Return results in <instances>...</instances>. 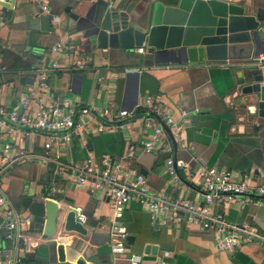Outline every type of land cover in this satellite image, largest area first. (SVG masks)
<instances>
[{
  "label": "crops",
  "instance_id": "1",
  "mask_svg": "<svg viewBox=\"0 0 264 264\" xmlns=\"http://www.w3.org/2000/svg\"><path fill=\"white\" fill-rule=\"evenodd\" d=\"M252 1L258 4L264 0H244L245 12L229 16L227 60L190 59L145 66L153 63L144 45L143 53L136 51L139 47L94 50L89 38L97 16L106 7L125 10L143 23L154 0H48L49 14L42 13L32 0H4L0 4V61L6 69L0 72V104L12 108L33 91L47 103L66 100L76 108L111 105L131 109L152 96L181 126L179 136L166 132L175 158L192 166H215L233 178L247 177L256 183L264 167V117L257 114L255 95L242 94L236 82V73L252 58L253 32L264 34L259 29L264 22L250 10ZM58 43L62 50L52 52ZM53 62L60 68L47 71L48 89L43 91L38 88L37 71ZM131 67L139 70L137 75L126 74ZM74 75L79 79L73 80ZM146 117L145 108L138 107L131 117L115 121L122 128L97 131L88 125L83 137L74 133L68 148L52 149L60 155L55 161L64 168L53 161L46 165L36 161L43 152L42 131L11 125L7 133H0V156L6 141L14 150L23 148L27 154L11 164L3 176L5 193L18 209L29 212L21 208L23 199L43 196L72 210L79 207L86 214L83 226L87 233H69L61 240L44 236L45 218L35 217L27 232L41 239L29 264H129L126 257L113 258L111 253L108 197L102 190L76 186L70 177L72 168L89 155L97 160L107 155L120 162L128 180L142 174L148 192L163 200L165 213L177 198L204 204V191L197 181L187 180L182 173L173 179L166 172L168 153L144 150L149 134L143 122ZM53 186L59 190L51 192ZM248 199L213 208V213H221L223 221L241 235L240 245L231 253L216 248L215 226L201 229L187 222L153 223L147 208L131 201L121 219L129 236L128 253L140 254L144 264H264V198ZM3 225L0 215V253L10 248V243L2 240ZM247 232L257 240L247 242ZM59 242L64 245L62 260ZM149 244L168 245L172 250L146 254L145 245ZM15 255L10 248L11 262Z\"/></svg>",
  "mask_w": 264,
  "mask_h": 264
},
{
  "label": "built area",
  "instance_id": "2",
  "mask_svg": "<svg viewBox=\"0 0 264 264\" xmlns=\"http://www.w3.org/2000/svg\"><path fill=\"white\" fill-rule=\"evenodd\" d=\"M3 1L0 0V4ZM32 2L39 7L42 13H50L48 0H32ZM259 29L264 32V24ZM61 50V43L52 47V52ZM143 50V47L136 49L139 53H143ZM55 68H60V66L53 62L37 71L38 88L47 91L46 73ZM5 69L6 66L0 61V72ZM138 107L145 108L147 113L143 122L149 129V134L144 150L146 152L159 150L168 153L165 159L166 172L173 179H177L179 173H182L187 180L197 181L204 191V204L197 205L190 200L177 198L167 211L168 213H165L163 200L148 192L142 174L136 175L133 180H128L123 176L120 162L112 161L107 155L101 156L99 160L89 155L72 168L70 177L76 186L87 187L91 191L102 190L110 200L112 219L109 244L113 258L126 257L129 264H144L140 254L128 253V232L121 220L125 208L131 201H137L147 208L153 223L160 220L169 225L187 222L201 229L215 226L216 248L220 251L234 252L240 245L241 235L223 221L221 213H213V208L221 203L245 202L249 200V196L264 198V167L259 171L257 182L251 183L247 177L233 178L215 166H192L183 159L175 158L171 153L168 135L164 128L167 127L171 136L176 137L180 135L181 126L173 120L170 111L161 104L158 98L147 96L131 109L116 108L111 105L76 108L66 100L44 102L33 91H29L12 108L0 104V133H7V127L11 125L26 126L42 131L45 134L43 152L37 156L36 161L41 165H46L51 161L56 162L55 159L60 156L58 152L53 154L52 149L68 148L74 133L83 137L88 125H93L97 131L109 127L122 128L123 125H116L115 121L131 117ZM25 156L27 154L23 148L14 150L10 142L4 143L0 156V215L4 221L2 240L10 243V248L15 250L16 255L11 262L10 248L5 247L0 253V264H29L31 252L41 239L27 232L28 226L33 222L31 214L18 209L4 189V172L11 164ZM56 163L61 168L66 167ZM50 190L57 192L59 189L53 186ZM74 212L76 221L84 224L86 214L79 207L74 208ZM247 233L248 235L244 237L247 242L257 240L252 233ZM54 236H56L54 240H60L61 236L58 233ZM0 248H2V243H0ZM158 264L165 263L160 261Z\"/></svg>",
  "mask_w": 264,
  "mask_h": 264
},
{
  "label": "water",
  "instance_id": "3",
  "mask_svg": "<svg viewBox=\"0 0 264 264\" xmlns=\"http://www.w3.org/2000/svg\"><path fill=\"white\" fill-rule=\"evenodd\" d=\"M254 2H251L250 10L264 22V1ZM244 3V0H154L143 23L130 17L125 10L106 7L97 16L89 40L94 50H133L144 45L150 63H153L143 64L145 66L186 63L190 59L225 61L228 59L229 16L242 15L246 10ZM252 42V58L243 65L241 72L236 73V82L241 86L242 94L255 95L257 114L264 117V34L254 31ZM260 55H263L262 59ZM138 71L131 67L126 74L137 75ZM78 79V75L73 76V80ZM21 208L31 213L32 220L45 218L44 236L52 237L58 233L62 239L69 233H87L83 224L76 221L74 210L57 201L30 196L23 199ZM59 243L57 250L62 260L64 245ZM158 250L169 251L172 247L145 245L146 254L155 255Z\"/></svg>",
  "mask_w": 264,
  "mask_h": 264
},
{
  "label": "trees",
  "instance_id": "4",
  "mask_svg": "<svg viewBox=\"0 0 264 264\" xmlns=\"http://www.w3.org/2000/svg\"><path fill=\"white\" fill-rule=\"evenodd\" d=\"M30 258V257H29Z\"/></svg>",
  "mask_w": 264,
  "mask_h": 264
}]
</instances>
